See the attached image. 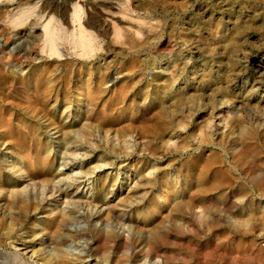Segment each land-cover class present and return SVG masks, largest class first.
Wrapping results in <instances>:
<instances>
[{"label":"rangeland","instance_id":"rangeland-1","mask_svg":"<svg viewBox=\"0 0 264 264\" xmlns=\"http://www.w3.org/2000/svg\"><path fill=\"white\" fill-rule=\"evenodd\" d=\"M22 1L0 0V264H38L34 251L55 248L80 256L75 264H264V0ZM15 9L20 21L8 19ZM206 168L215 190L196 206L195 175ZM106 175L109 215L86 202ZM134 183L147 186L137 190L146 203L175 204L151 215L152 231H128L122 217L119 198ZM71 210L59 241L40 234Z\"/></svg>","mask_w":264,"mask_h":264},{"label":"bare ground","instance_id":"bare-ground-1","mask_svg":"<svg viewBox=\"0 0 264 264\" xmlns=\"http://www.w3.org/2000/svg\"><path fill=\"white\" fill-rule=\"evenodd\" d=\"M22 1V0H21ZM24 1V0H23ZM22 1V2H23ZM29 1V0H28ZM44 1V0H43ZM48 1V0H47ZM54 1H56V2H58L59 3V6H58V4H56V7H60V5H62L63 6V8H66V6H67V1L68 0H54ZM53 1V2H54ZM92 1V0H91ZM94 1H96V0H93L92 2H94ZM102 1H104V0H102ZM114 1V0H113ZM19 2V1H18ZM31 2V1H30ZM30 2H28V4L30 3ZM39 2H41V1H39ZM55 2V3H56ZM89 3H90V1H88ZM87 2V3H88ZM101 2V1H100ZM115 2V1H114ZM20 3V2H19ZM27 3V2H26ZM44 3V2H43ZM48 3V2H47ZM107 3H109V2H107ZM15 4V3H14ZM18 4V3H17ZM70 4V3H69ZM86 4V3H85ZM97 4H99V1H98V3ZM96 4V5H97ZM104 4H105V2H104ZM113 4V3H112ZM24 5H25V2H24ZM23 5V6H24ZM44 5V4H43ZM53 5V4H52ZM78 5V4H77ZM80 5V4H79ZM84 5V4H83ZM88 5H90V4H88ZM87 5V6H88ZM107 5H109V4H107ZM114 5V4H113ZM112 5V6H113ZM117 5V4H116ZM18 6V5H17ZM19 6H21V5H19ZM22 6V7H23ZM45 6V5H44ZM50 6V5H49ZM70 6V5H69ZM72 6V5H71ZM91 7H89V8H92V4L90 5ZM100 6V5H99ZM103 6V5H102ZM119 6V5H118ZM46 7V6H45ZM50 7H52V6H50ZM50 7H48V9L50 8ZM75 7V6H74ZM86 7V6H85ZM94 7V6H93ZM98 7V6H97ZM105 7V6H104ZM116 7V6H115ZM47 8V7H46ZM70 8V7H69ZM88 8V9H89ZM99 8V7H98ZM43 9V8H42ZM51 9V8H50ZM83 9H84V7H83ZM87 9V8H86ZM94 9H95V7H94ZM111 9V8H110ZM117 9V8H116ZM53 10V9H52ZM51 10V11H52ZM63 10V9H62ZM64 10H67V9H64ZM70 10V9H69ZM69 10H67V12L69 11ZM20 11H22V10H20ZM50 11V12H51ZM56 11V10H55ZM58 11V10H57ZM61 11V10H60ZM76 11H78L76 8H74V12L76 13ZM88 11L89 10H87V13H88ZM6 12V11H5ZM17 12H19V10L17 11ZM16 12V9H15V13H17ZM62 12V11H61ZM74 12L72 11V13L74 14ZM14 13V16H12L11 15V17H9L8 19H10V20H12V21H16V20H19L20 21V19H23V17L19 14V13H17V14H15ZM53 13V12H52ZM61 14V13H60ZM59 14V15H60ZM63 14V13H62ZM61 14V15H62ZM66 14V13H65ZM72 14V15H73ZM58 15V14H57ZM60 15V16H61ZM67 15V14H66ZM75 15V14H74ZM73 15V16H74ZM109 16V15H108ZM63 17V16H62ZM110 17V16H109ZM113 17V16H112ZM67 18H68V16H67ZM28 19V18H27ZM26 19V20H27ZM107 19H109L108 17H106V19L105 20H107ZM65 20V19H64ZM73 19L71 18V21H72ZM75 20V19H74ZM110 20V19H109ZM23 21H25V19L23 20ZM66 21H67V19H66ZM110 21H112V20H110ZM89 22V21H88ZM88 22H87V24H88ZM106 22V21H105ZM108 22V21H107ZM68 23V22H67ZM90 23V22H89ZM47 24V23H46ZM104 24V23H103ZM89 26V25H88ZM108 26V25H107ZM107 26H105V27H107ZM90 27V26H89ZM45 28H47V27H45ZM53 31H55L53 28H51ZM107 30V29H106ZM82 31V30H81ZM51 32V31H50ZM50 32L48 33V34H50ZM84 32V31H83ZM52 35H53V33H51ZM49 36H51V35H49ZM48 36V37H49ZM84 37V35L82 36L81 35V38H83ZM86 37V36H85ZM84 37V41H85V39L86 38H88V37H86L85 38ZM47 39H50V38H47ZM46 39V40H47ZM51 39H55L54 38V36H52L51 37ZM50 39V40H51ZM77 39L78 38H76V39H74V40H76L77 41ZM45 40V41H46ZM47 40V42L48 43H51V41H54V40ZM83 39H81V41H82ZM50 41V42H49ZM54 42H56V40L54 41ZM74 42V41H73ZM83 42V41H82ZM82 42L80 43L81 45H82ZM79 43V42H78ZM75 44V43H74ZM86 44H89L90 45V42H86ZM86 44H85V46H84V49H86L87 48V46H86ZM50 45V44H49ZM51 45H53V42L51 43ZM50 45V46H51ZM80 45V46H81ZM88 45V46H89ZM82 47V46H81ZM86 47V48H85ZM89 48V47H88ZM50 49V48H49ZM52 49V48H51ZM261 69H260V71L264 74V62H263V65H261V67H260ZM91 71V70H90ZM96 73V72H95ZM258 73H259V71H258ZM88 75H89V73H88ZM95 75V74H94ZM90 76H92V75H90ZM97 76V75H96ZM103 76V75H102ZM106 76V75H105ZM109 76V75H108ZM258 76V75H257ZM89 77V76H88ZM99 77V76H98ZM262 77V76H261ZM260 78V77H259ZM89 79H91V77L89 78ZM88 79V80H89ZM106 79V78H105ZM87 80V81H88ZM107 80V79H106ZM87 81H86V83H87ZM94 81V80H93ZM92 81V82H93ZM97 81H99V80H97ZM89 83V82H88ZM88 83L86 84V85H88ZM95 84L97 83V82H94ZM91 84V83H90ZM99 84V82L97 83V85ZM47 85V84H46ZM89 86H94V85H89ZM99 86V85H98ZM50 87H51V85H50ZM50 87H48V88H50ZM86 87V86H85ZM96 87V86H95ZM95 87L93 88V89H95ZM47 88V89H48ZM53 88V87H52ZM97 88V87H96ZM101 88H102V86H101ZM89 89V88H88ZM92 89V90H93ZM97 89H100V88H97ZM97 89L96 90H94L95 92L97 91ZM86 90V89H85ZM44 91V90H43ZM89 91L91 92V90L89 89ZM40 92V91H39ZM48 92V91H47ZM66 92V91H65ZM88 94L90 93V92H88V91H86ZM94 92V93H95ZM100 92H101V89H100ZM45 93H46V91H45ZM50 93H51V91H50ZM84 93V92H83ZM92 93V92H91ZM92 93L93 94V96L97 93ZM102 94H103V92H101ZM87 94V95H88ZM92 94L91 95H88V97L89 96H92ZM23 95V94H22ZM48 95V94H47ZM46 95V96H47ZM86 95V94H85ZM97 95H98V93H97ZM96 95V96H97ZM99 95H100V93H99ZM28 96V95H27ZM49 96V95H48ZM24 97H25V95H24ZM54 97V96H53ZM84 97V96H83ZM21 98H22V96H21ZM27 98V97H26ZM25 98V99H26ZM29 98V97H28ZM27 98V99H28ZM45 98V97H44ZM81 98V97H80ZM90 98V97H89ZM88 98V99H89ZM91 98H93V97H91ZM90 98V99H91ZM95 98V97H94ZM46 99V98H45ZM49 99V98H48ZM82 99V98H81ZM87 99V100H88ZM240 99V98H239ZM242 99V98H241ZM83 100H85V99H83ZM92 100V99H91ZM95 100H97V99H95ZM95 100H93V101H95ZM243 100V99H242ZM26 101V100H25ZM48 101V100H47ZM80 101V100H79ZM78 101V102H79ZM89 101V100H88ZM238 101V100H237ZM46 102V101H45ZM44 102V103H45ZM85 102V101H84ZM91 102L92 101H90V104H91ZM80 103V102H79ZM89 103V102H88ZM241 103H243V101L241 102ZM239 104V103H238ZM100 105V104H99ZM88 106V105H87ZM95 106V105H94ZM93 106V104H92V107H94ZM78 107V106H77ZM81 107V106H80ZM90 107V106H89ZM96 107V106H95ZM95 107H94V109H95ZM239 108H240V106H238ZM237 108V107H236ZM238 108V109H239ZM84 109V108H83ZM89 109V108H88ZM86 110V109H85ZM211 110H212V108H211ZM232 110H234V108L232 109ZM208 111H210V109L208 110ZM236 111V110H235ZM238 111V110H237ZM92 112V111H91ZM230 112H232V111H230ZM207 113H210V112H207ZM227 113V112H226ZM85 114H87L86 112H85ZM84 114V115H85ZM90 115H91V113H89ZM220 114H223V113H220ZM219 114V115H220ZM88 115V114H87ZM217 115V114H216ZM227 115H229L230 116V114H227ZM226 114H225V116H227ZM209 116H211V115H209ZM237 116V115H236ZM220 117V116H219ZM86 118V117H85ZM90 118V117H89ZM92 118V117H91ZM211 118V117H210ZM216 118H217V116H216ZM226 118V117H225ZM224 118V119H225ZM229 118V117H228ZM227 118V119H228ZM232 118V117H231ZM237 119H238V117H236ZM236 118H234V119H236ZM80 119H81V117H80ZM87 119V118H86ZM213 118H211V120H212ZM219 119V118H218ZM220 119H221V117H220ZM223 119V118H222ZM233 119V118H232ZM232 119H228V121L229 120H232ZM88 120V119H87ZM210 120V121H211ZM214 120V119H213ZM212 120V121H213ZM226 120V119H225ZM85 121V120H84ZM221 122H219V120H218V122L219 123H223L224 121L223 120H220ZM234 121H237V120H234ZM88 123H89V121H87ZM86 121L85 122H83V123H87ZM218 122H216V124L218 123ZM81 123H82V121H81ZM87 123V124H88ZM212 123H214V122H211V123H209V124H212ZM218 123V124H219ZM226 123V122H225ZM236 123V122H235ZM238 123V122H237ZM224 124V123H223ZM229 124V123H228ZM239 124V123H238ZM237 124V125H238ZM65 125V124H64ZM79 125H80V123H79ZM83 125V124H82ZM219 125H222V124H219ZM227 125V124H226ZM233 125V124H232ZM236 125V126H237ZM257 125H259V124H257ZM87 126V125H86ZM223 126H225V124L223 125ZM229 126V125H228ZM239 127H241V123H240V125H238ZM260 126H261V124H260ZM61 127H62V125H61ZM160 127H162L161 125L159 126V130H161L160 129ZM163 127H165L164 125H163ZM222 127V126H221ZM230 127V126H229ZM234 127V126H233ZM238 127V128H239ZM76 128H77V126H76ZM83 128V127H82ZM223 128V127H222ZM237 128V127H236ZM242 129L244 128V127H241ZM251 128V127H250ZM67 129V128H66ZM71 128H69V130H70ZM74 129V128H73ZM164 129V128H163ZM162 129V130H163ZM166 129V128H165ZM164 129V130H165ZM228 129V128H227ZM231 129V128H230ZM229 129V130H230ZM234 129V128H233ZM252 129V128H251ZM158 130V131H159ZM163 130V131H164ZM247 130V129H246ZM64 131V130H63ZM212 131H214V130H212ZM219 131H223V130H219ZM232 131V130H231ZM235 131V130H234ZM240 131V129H238V131L237 132H239ZM264 131V130H263ZM177 132V131H176ZM225 132H227V131H225ZM246 132H249V130L248 131H246ZM230 133V132H229ZM234 132L232 131V134H233ZM243 133V132H242ZM249 133H252V132H249ZM262 133H264V132H262ZM71 134V133H70ZM173 134V133H172ZM226 134V133H225ZM228 134V133H227ZM69 135V134H68ZM221 135V134H220ZM246 135L248 136V134L246 133ZM254 135V134H253ZM258 135H259V133H258ZM262 135V134H261ZM63 136V135H62ZM65 136V135H64ZM69 136H71V135H69ZM211 136V135H210ZM226 135H224V137H225ZM231 136H233V135H231ZM240 136V135H239ZM239 136H238V138H239ZM244 136V135H243ZM250 136V135H249ZM174 137H176V136H174ZM212 137H213V135H212ZM218 137H222V136H218ZM230 137V136H229ZM241 137H242V135H241ZM253 137V136H252ZM65 138V137H64ZM68 138V137H67ZM220 138H216V140L217 139H220ZM228 138V137H227ZM232 138V137H231ZM39 139V138H38ZM66 139V138H65ZM207 139V138H206ZM228 139H230V138H228ZM232 139H234V138H232ZM240 139V138H239ZM239 139H236V142H237V140L239 141ZM250 139H251V137H250ZM250 139L248 140H246V137L244 138V140L242 141V142H244V141H250ZM255 139V138H254ZM262 139H264V138H262L261 137V140ZM205 140V139H204ZM204 140H202V141H204ZM235 140V139H234ZM241 140V139H240ZM252 140H253V138H252ZM256 140V139H255ZM212 141V140H211ZM226 141L227 140H225V142L224 143H226ZM232 141V140H231ZM230 141V142H231ZM39 142H40V140H39ZM206 142V141H205ZM218 142H220V141H218ZM239 142H241V141H239ZM238 142V143H239ZM251 142V141H250ZM250 142H248V143H250ZM223 143V145H225ZM229 143V142H228ZM255 143V142H254ZM253 143V144H254ZM262 143H264V142H262ZM40 144V143H39ZM227 144V143H226ZM231 144V143H230ZM46 145V144H45ZM229 144H227V146H228ZM255 145V144H254ZM254 145H252V148L254 147ZM257 145V144H256ZM40 146V145H39ZM42 146V145H41ZM226 146V145H225ZM231 146V145H230ZM233 146V145H232ZM238 146V145H237ZM240 146V145H239ZM238 146V147H239ZM246 147H248L247 146V144L245 145ZM250 147L248 148V149H250L251 148V143H250V145H249ZM42 147H44V146H42ZM47 147V146H46ZM235 147V146H234ZM233 147V148H234ZM257 147V146H256ZM38 148V147H37ZM37 148H36V152L38 151L37 150ZM53 148V147H52ZM245 147H243V149H244ZM252 148H251V150H247L248 152V154H249V152H252V151H254V150H256L257 148H253L254 150H252ZM237 148H235V150H236ZM241 149V148H240ZM42 150H43V148H42ZM51 150V149H50ZM213 150V149H212ZM229 150H231V149H229ZM228 150V151H229ZM232 150H234V149H232ZM233 151V152H235L236 153V151ZM245 150V149H244ZM259 150V149H258ZM258 150H256V152H258ZM48 151V150H47ZM242 151V150H241ZM210 152H212V151H210ZM230 153L232 152V151H229ZM238 152V151H237ZM255 152V151H254ZM47 152H45V154H46ZM49 153V152H48ZM215 153V152H214ZM218 153V152H217ZM243 153H244V151H243ZM246 153V152H245ZM221 154V153H220ZM228 154V153H227ZM232 154H234V153H232ZM242 154V153H241ZM248 154H244V155H248ZM258 154V153H257ZM38 155H40V154H38ZM37 155V156H38ZM215 155V154H214ZM234 155H236V154H234ZM240 155V154H239ZM243 155V154H242ZM249 155H251V154H249ZM42 156V155H41ZM217 157H218V155H216ZM216 156H214L215 157V159L217 160V158H216ZM252 157H254L253 156V153H252V155H251ZM255 156H256V154H255ZM39 157V156H38ZM228 157V156H227ZM231 157H233V156H231ZM230 157V158H231ZM245 157V156H244ZM243 157V158H244ZM250 157V156H249ZM45 158V157H44ZM210 158V157H209ZM229 158V159H230ZM236 158V157H235ZM255 158H257V157H255ZM51 159V158H50ZM208 159V158H207ZM207 159H205V160H207ZM212 159H213V157H212ZM219 159V158H218ZM238 159H240L239 157H238V155H237V162H238ZM242 159V158H241ZM246 159V158H245ZM40 160H41V158H40ZM49 160V159H48ZM53 160V159H52ZM58 160V159H57ZM172 160V159H171ZM220 160V159H219ZM227 160V159H226ZM232 160H234L235 161V159H233L232 158ZM248 160V159H247ZM249 160H251L250 158H249ZM248 160V161H249ZM252 160H253V158H252ZM45 161V160H44ZM43 161V162H44ZM202 161V160H201ZM209 161V160H208ZM213 161V160H212ZM231 161V160H230ZM240 161V160H239ZM246 161V160H245ZM46 162H47V160H46ZM206 162V161H205ZM215 162V161H214ZM214 162H211V163H214ZM218 162V161H217ZM241 162V161H240ZM247 162V161H246ZM245 162V163H246ZM252 162V161H251ZM251 162H249L250 164H251ZM45 163V162H44ZM50 163V162H49ZM202 163V162H201ZM210 163V162H209ZM219 163V162H218ZM218 163H214V164H218ZM234 163V162H233ZM236 163V162H235ZM248 163V164H249ZM258 163V162H257ZM257 163H254V161L252 162V164H253V166H254V164H257ZM207 164V162L204 164V165H206ZM214 164H211L212 166L214 165ZM238 164V163H237ZM248 164H246V165H248ZM249 164V166H252V164L250 165ZM259 164V163H258ZM30 165V164H29ZM45 164H43V166H44ZM47 165V164H46ZM88 165V164H87ZM203 164H202V166H204ZM220 165H221V163H220ZM230 165V164H229ZM240 164H238L237 165V167L239 166ZM196 166H197V164H196ZM206 166H208L209 167V165H206ZM215 166V165H214ZM243 166V165H242ZM256 166V165H255ZM254 166V167H255ZM259 166V165H258ZM15 167V166H14ZM41 167V166H40ZM47 167V166H46ZM198 167V166H197ZM205 167V166H204ZM240 167V166H239ZM257 167V166H256ZM43 168V167H42ZM89 168V167H88ZM87 168V170H91V169H88ZM200 168H201V166H200ZM203 168V167H202ZM221 168V167H220ZM224 168V167H223ZM241 168V167H240ZM246 168V167H245ZM251 168V167H250ZM20 169V168H19ZM160 169H161V167H160ZM192 169V168H191ZM217 168H215V170H216ZM243 169H244V167H243ZM242 169V170H243ZM252 169V168H251ZM250 169V170H251ZM21 171H22V169H20ZM42 170V169H41ZM189 170V169H188ZM199 170V169H198ZM201 170V169H200ZM204 170H206L205 171V173H204V171H199V173L197 174V175H195V176H197V177H195L196 178V182H197V184L196 185H199L198 186V188L193 192L192 191V193H194V196L193 197H195L196 198V201H197V203H194V204H196V206L198 205H203V201L205 200V197L207 196V193H210L212 190H215V188H213V183L212 182H214L213 180H211V178H210V180L212 181L211 183H212V185L211 186H207L208 185V182L205 180L207 177L204 175V174H207L206 172H207V168L206 169H204ZM212 170V169H211ZM219 170H222V169H219ZM224 170V169H223ZM248 170V169H247ZM249 170V171H250ZM253 170V169H252ZM258 170V169H257ZM49 171V170H48ZM58 171V170H57ZM57 171L56 172H53V171H49V174H50V176H51V178L57 173ZM160 171V170H159ZM163 171V170H162ZM208 171H210V170H208ZM217 171H218V169H217ZM91 172V171H90ZM192 172V171H191ZM212 172H213V170H212ZM40 173H42L41 171H40ZM93 173V172H92ZM91 173V174H92ZM195 173V172H194ZM193 173V174H194ZM211 173V172H210ZM214 173V172H213ZM212 173V174H213ZM218 173V172H217ZM226 173H227V171H226ZM231 173V172H230ZM88 174H90L89 172H88ZM219 174V173H218ZM218 174L217 175H212V176H215V180H216V176H218ZM221 172H220V176H221ZM224 174V173H223ZM229 174V173H228ZM245 175L247 174V173H244ZM40 174H38V176H39ZM93 175V174H92ZM209 175V174H208ZM104 176V175H103ZM107 176V175H106ZM105 176V178H102V180H99V179H101V177L100 178H97L96 180V183L93 185V192H94V197L91 199V198H88L87 200H86V202H87V204H88V207H89V204H92V206L94 205V206H103V205H105V206H107L108 208H107V214L109 215V206L110 205H108L109 203H110V201L112 200V199H108L107 198V195L109 194L108 193V191H109V187H108V184L110 183V182H112V181H109V183L107 184V180L109 179V177L107 176L106 177ZM133 176H134V174H133ZM209 176H211V175H209ZM219 176V177H220ZM224 175H222L221 177H223ZM227 176V175H226ZM230 176H231V174H230ZM249 176V175H248ZM251 176V175H250ZM255 176V175H254ZM55 177V176H54ZM131 177V176H130ZM206 177V178H205ZM225 177V176H224ZM232 177H233V175H232ZM243 177H244V175H243ZM40 178V177H39ZM42 178H44V176L42 177ZM46 179H48L47 177H45ZM50 177H49V180L51 179ZM161 178V177H160ZM187 178V177H186ZM234 178H235V176H234ZM245 178V177H244ZM41 179V178H40ZM45 179V180H46ZM58 179V178H57ZM142 179V178H141ZM223 179H225V178H223ZM227 179V178H226ZM225 179V180H226ZM254 179V178H253ZM37 180H39L38 178H37ZM42 180H44V179H42ZM109 180H111V179H109ZM132 180V179H131ZM133 180H135V179H133ZM138 177H137V182H138ZM155 180V179H154ZM163 180V179H162ZM167 180V179H166ZM166 180H165V182H166ZM209 180V181H210ZM220 180V179H219ZM222 180V179H221ZM225 180H223V181H225ZM228 180V179H227ZM40 181V180H39ZM194 181V180H193ZM217 181V180H216ZM229 181V180H228ZM232 181V180H231ZM32 182V181H31ZM135 182V181H134ZM142 182V181H141ZM164 182V181H163ZM206 182H207V184H206ZM230 182V181H229ZM228 182V183H229ZM139 183H140V181H139ZM139 183L138 184H136V183H134V185L133 186H131L130 187V191L127 193V195L126 196H124L123 198H119V199H121V200H119V199H117V200H119L120 202H121V205L120 206H122V208L120 209V210H122L123 211V214H122V217H123V219H125V220H127V223L126 224H128L127 225V228H128V231H129V229L130 230H135L136 228L138 229V227L140 226L139 224L141 223V224H143L142 226L144 227V228H141V229H155L156 227H153L151 224H152V221H151V219H150V217H151V215H153V214H155V213H157L158 211H159V208H160V210H163V211H165V212H167V210H169L170 208H171V206H173V205H175L174 203H171L172 205H170L169 207H168V205H167V207H166V204L164 205V203H166V201H168V200H166V201H164V203H161L162 202V200H161V198L159 197V200H158V202H160L162 205L159 207V205H157V202L156 201H154V199L153 200H150L149 202H148V199H147V203L144 201V199L143 198H140L139 197V195H137L139 192L137 191L138 189H140V187H143L144 185H139ZM143 183V182H142ZM147 183H148V181H147ZM147 183H145V181H144V184H146L147 185ZM194 183V182H193ZM210 183V182H209ZM221 183H223V182H220V184ZM227 183V181H225V184ZM227 183V184H228ZM40 184V183H39ZM113 184V183H112ZM141 184V183H140ZM157 184H159L158 182H157ZM160 184H161V182H160ZM51 185H53V184H51ZM131 185V184H130ZM137 185V186H136ZM145 185V186H146ZM148 185H149V183H148ZM164 185V184H163ZM166 185H168V184H166ZM41 186H42V184H41ZM109 186H110V184H109ZM114 186V185H113ZM144 186V187H145ZM165 186V185H164ZM172 186V185H171ZM171 186H170V189H171ZM215 186H217L216 185V183H215ZM44 188H45V185L43 186ZM85 187V186H84ZM147 187V186H146ZM150 187V186H149ZM158 187V186H157ZM160 187V186H159ZM169 187V186H168ZM111 188V187H110ZM160 188H163V186L162 187H160ZM164 188H166V187H164ZM144 190V189H143ZM52 191V190H51ZM146 191V190H145ZM110 192V191H109ZM159 192V191H158ZM214 192V191H213ZM144 192H142V194H143ZM112 194V193H111ZM141 194V193H140ZM66 195V194H65ZM114 195V194H113ZM154 195V194H153ZM164 195V194H163ZM168 195V194H167ZM193 195V194H192ZM112 196V195H111ZM123 196V195H122ZM158 196V195H157ZM67 197V196H66ZM84 197V196H83ZM121 197V196H120ZM156 197V196H155ZM111 198V197H110ZM54 199H56V198H53V200ZM69 199V198H68ZM75 199V198H74ZM76 199H79V198H76ZM165 199V198H164ZM167 199V198H166ZM171 199V198H170ZM204 199V200H203ZM66 200V199H65ZM46 201H48V200H46ZM81 201H82V199H81ZM118 201V202H119ZM21 202V201H20ZM112 202V201H111ZM117 202V201H116ZM172 202V201H171ZM50 203V202H49ZM77 203V202H76ZM168 203V202H167ZM177 203V202H176ZM22 204V203H21ZM32 204H34V203H32ZM71 204V203H70ZM110 204H112V203H110ZM170 204V203H169ZM193 204V206H195ZM44 205V204H43ZM42 205V206H43ZM82 205H83V203H82ZM114 205H116L115 203H114ZM113 205V206H114ZM144 205H146V208H145V206ZM177 205H178V203H177ZM34 206V205H33ZM45 206V205H44ZM73 206V205H72ZM75 206V205H74ZM141 206H144V208H145V210H139V208L141 207ZM47 207V206H46ZM87 207V208H88ZM112 207V205L110 206V208ZM118 206L116 205V208H117ZM68 208V207H67ZM94 208V207H93ZM176 208H177V206H176ZM32 209H37V207L35 206V208H32ZM31 209V210H32ZM47 209V208H46ZM64 211L66 210V209H64V208H62ZM102 209V207L100 208V210ZM173 209V208H172ZM172 209H171V212H172ZM174 210V209H173ZM33 211H35V210H33ZM68 211H70V210H67V212ZM113 211V210H112ZM116 211V210H115ZM118 211V210H117ZM170 211V210H169ZM175 211V210H174ZM66 212V211H65ZM104 212V211H103ZM132 212V213H131ZM160 212V211H159ZM158 212V213H159ZM164 212V213H165ZM48 212H46V214H47ZM100 213V212H99ZM110 213H111V211H110ZM157 213V214H158ZM106 214V213H105ZM112 214V213H111ZM119 214H121L120 212H119ZM168 214H170V213H167V215ZM48 215V214H47ZM50 215V214H49ZM160 215H163V214H159V216ZM102 216V215H101ZM170 216V215H169ZM46 217V216H45ZM97 218L99 217V215H97L96 216ZM107 217V216H106ZM165 217H167V216H165ZM79 219V218H78ZM122 219V218H121ZM141 219V220H140ZM163 219V218H162ZM74 220H76V215H75V212H73L72 213V210H71V212L70 213H62V212H60V214L58 215V216H56V217H53L52 219L50 218V221L52 222V227L51 228H47L46 230H44V231H41V233L40 234H43V236L45 235V236H49L48 238H50V239H56V240H58L57 238H59V237H61L63 234H62V231L64 232V230H62V228L64 227V226H66L67 225V223L68 222H72V221H74ZM107 220V219H106ZM115 222V221H114ZM79 223V222H78ZM122 223V222H121ZM48 225V224H47ZM72 225V224H71ZM163 225V224H162ZM49 226V225H48ZM68 226V225H67ZM123 227V226H122ZM125 227V226H124ZM125 230V229H124ZM82 231V233L84 234V231L85 230H80L79 232H81ZM145 231V230H144ZM152 231V230H151ZM78 232V231H77ZM38 233V234H39ZM126 233V232H125ZM129 233V232H128ZM148 233V232H147ZM10 234V233H9ZM69 234V233H68ZM77 236H78V234L77 233H75ZM74 234V236L73 235H70L69 237H62V242L64 241V240H66V239H72L73 240V238L74 237H77L76 235ZM80 234V233H79ZM118 234V233H117ZM116 234V235H117ZM136 234H137V232H136ZM81 235V234H80ZM84 235H86V234H84ZM98 235V233H96V236ZM105 235V234H104ZM115 235V236H116ZM100 236H101V234H100ZM99 236V237H100ZM103 236V235H102ZM128 235L126 234V237H127ZM25 238V237H24ZM101 238H103V237H100V239ZM112 238V237H111ZM110 238V236H107L106 237V235L104 236V238H103V241L104 242H108V240L110 239V240H112ZM120 238H121V242H122V245H126V243H128V241H127V239L124 237H122V235L120 236ZM128 238V237H127ZM28 239V238H27ZM146 239H147V237H146ZM60 240V239H59ZM58 240V241H59ZM101 241V240H100ZM136 241V238L134 239V242ZM162 241H163V239H162ZM111 242V241H110ZM117 242H119V241H117ZM116 242V243H117ZM146 242V241H145ZM20 243V242H19ZM112 243V242H111ZM130 243H131V241H130ZM100 244V243H99ZM120 244V243H119ZM129 244V243H128ZM127 244V245H128ZM152 244V243H151ZM102 245V244H101ZM122 245H121V247H122ZM37 246V245H36ZM41 246V245H40ZM58 246V245H57ZM117 246V245H116ZM115 246V247H116ZM129 246V245H128ZM151 246V245H150ZM30 247V246H29ZM117 247H119V246H117ZM120 247V248H121ZM155 247V246H154ZM153 247V248H154ZM157 247V246H156ZM19 248H21V249H19ZM61 248H63V247H61ZM126 248V247H125ZM158 248V247H157ZM18 249H19V251L21 250V251H23V252H28L29 250H27L28 249V247L25 245V244H20V247H18ZM36 249V248H35ZM122 249V248H121ZM130 249V248H129ZM128 249V250H129ZM152 249V248H151ZM149 250V249H148ZM161 250V249H160ZM159 250V251H160ZM118 251H120L119 249H118ZM157 251V250H156ZM155 251V249H154V251L153 252H156ZM162 251V250H161ZM35 252V251H34ZM34 252L30 255V257L32 258H34L35 260H38V264H39V261H42L41 262V264H75V263H78V262H80L81 260V258H80V256H74V258L72 259L71 257H69V255L68 254H66L62 249H60V248H55V252L54 253H52V254H50V255H48V256H46V257H39L38 255H35L34 254ZM125 252H127V250H125ZM163 252V251H162ZM37 253V252H36ZM83 253V252H82ZM118 253V252H117ZM122 253V252H121ZM158 253V252H157ZM165 253V252H164ZM45 254V253H44ZM154 254V253H153ZM161 253H159V255H160ZM166 254V253H165ZM43 255V254H42ZM41 255V256H42ZM46 255V254H45ZM68 255V256H67ZM117 255V254H116ZM120 255V254H119ZM128 255V254H127ZM162 255V254H161ZM28 256V255H27ZM121 256V255H120ZM145 256V255H144ZM144 256H143V258H144ZM260 256H263V255H260ZM119 257V256H118ZM126 257H128V256H126ZM131 257V256H130ZM135 257V256H134ZM142 257V256H141ZM140 257V258H141ZM152 257H154V255L152 256ZM115 258V257H114ZM117 258V257H116ZM263 258V257H262ZM129 259V257L127 258V260ZM259 257L257 256V258H256V256L255 257H252L251 258V260L248 262V263H246V264H257V262L259 261ZM99 262V261H98ZM159 263V262H158Z\"/></svg>","mask_w":264,"mask_h":264},{"label":"built area","instance_id":"built-area-1","mask_svg":"<svg viewBox=\"0 0 264 264\" xmlns=\"http://www.w3.org/2000/svg\"><path fill=\"white\" fill-rule=\"evenodd\" d=\"M260 245L264 249V242H261Z\"/></svg>","mask_w":264,"mask_h":264}]
</instances>
